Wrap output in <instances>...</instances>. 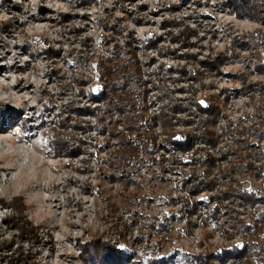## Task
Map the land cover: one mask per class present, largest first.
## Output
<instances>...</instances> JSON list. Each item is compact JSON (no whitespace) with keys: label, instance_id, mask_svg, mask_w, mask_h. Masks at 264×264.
Masks as SVG:
<instances>
[{"label":"rangeland","instance_id":"374dc122","mask_svg":"<svg viewBox=\"0 0 264 264\" xmlns=\"http://www.w3.org/2000/svg\"><path fill=\"white\" fill-rule=\"evenodd\" d=\"M119 48L145 82L157 157L138 180L111 183L87 109L99 106L96 64ZM67 115L81 130L55 152ZM263 159L264 0H0V264H94L83 249L117 234L188 258L244 242L236 218L248 222L247 210L212 203L210 215L198 202L264 196ZM202 179L211 191L194 188ZM10 203L40 242L21 239ZM163 217L167 232H155Z\"/></svg>","mask_w":264,"mask_h":264},{"label":"trees","instance_id":"16d2710c","mask_svg":"<svg viewBox=\"0 0 264 264\" xmlns=\"http://www.w3.org/2000/svg\"><path fill=\"white\" fill-rule=\"evenodd\" d=\"M126 55L127 50L119 48L115 54L111 52L110 56L96 64L99 72L97 80L101 85L95 91H90L89 98L99 106L87 109L88 114L101 124L97 133L104 136L107 152L110 153V159H112L103 161V167L111 183L126 182L129 176H134L138 180L139 176L148 174L152 158L157 157L155 139L152 135L153 124L149 118L144 117L142 113L144 110L141 108L142 105H145L147 96V90L144 88L145 82L137 63L132 62L131 59L128 60ZM73 80L78 86H82L83 83H80L78 79L74 78ZM103 104L106 106L104 107ZM202 112L207 117L212 116V110L209 108ZM63 113L61 112V114ZM70 114L79 117L83 116L85 112L74 108ZM69 116L57 121V128L65 133L60 134L54 131L55 138L51 144L55 148V152H58L59 149L71 148L72 143H69L70 137L67 135L69 129L70 131L81 130L80 119L76 117L72 119ZM69 121H73V124L69 125ZM118 126L128 132V135L124 136L119 132ZM111 141L113 144H110ZM185 146L187 145H183V149H179L184 151L187 149ZM112 148L113 153L110 152ZM71 151L72 154L77 153V149H71ZM262 164L264 166V159ZM197 179L195 177V180ZM198 184L211 191L212 185L208 181L202 179L194 188L198 189ZM227 201L248 212V222L236 218L242 239L246 240L232 244L227 248L221 247L212 254L188 258L186 254H179V251L174 249L168 255H159V253L152 252L158 245L140 240V238L138 240V236L134 240H128L125 237H120L119 234L115 235L116 238H108L107 242L101 245L89 244L87 248L83 249V252L94 264H177L178 256L186 257V264H200L201 262L202 264H213L214 262H216L215 264H233L234 262L237 264H264V196H258L243 189H230L215 195V199L208 198L207 203L198 202V204L201 209L204 207L209 210L207 214L210 212L211 215L215 212L212 203L220 204ZM8 206L17 215L12 218L11 222L20 233L21 239L24 238L28 242H40L35 228L25 217V206L20 204V208L13 203ZM140 219L144 220V218ZM172 220L173 217L161 218L158 229H154L155 232L161 230L166 233L167 226ZM145 226L147 229L150 226L151 229L154 228V225L148 223ZM129 231L131 232V228Z\"/></svg>","mask_w":264,"mask_h":264}]
</instances>
